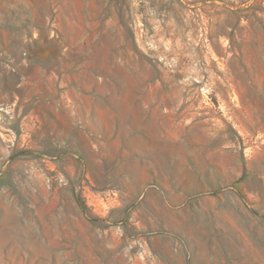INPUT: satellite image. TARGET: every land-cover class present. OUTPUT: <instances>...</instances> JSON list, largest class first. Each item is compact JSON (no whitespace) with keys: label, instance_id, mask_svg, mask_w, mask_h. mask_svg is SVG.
Listing matches in <instances>:
<instances>
[{"label":"rangeland","instance_id":"rangeland-1","mask_svg":"<svg viewBox=\"0 0 264 264\" xmlns=\"http://www.w3.org/2000/svg\"><path fill=\"white\" fill-rule=\"evenodd\" d=\"M0 134V264H264V0H0Z\"/></svg>","mask_w":264,"mask_h":264},{"label":"bare ground","instance_id":"bare-ground-1","mask_svg":"<svg viewBox=\"0 0 264 264\" xmlns=\"http://www.w3.org/2000/svg\"><path fill=\"white\" fill-rule=\"evenodd\" d=\"M8 36H9V34H8ZM16 122L18 123V121H17V120H16ZM16 122H15V123H16ZM17 125H18V124H17ZM3 134H4V133H3ZM0 135H1V134H0ZM1 136H2V135H1ZM3 137H4V135H3ZM3 137H2V139H3ZM4 139H5V137H4ZM6 140H7V139H6Z\"/></svg>","mask_w":264,"mask_h":264}]
</instances>
